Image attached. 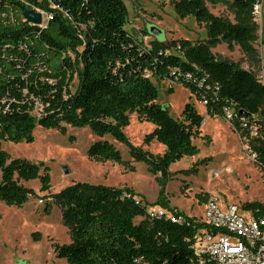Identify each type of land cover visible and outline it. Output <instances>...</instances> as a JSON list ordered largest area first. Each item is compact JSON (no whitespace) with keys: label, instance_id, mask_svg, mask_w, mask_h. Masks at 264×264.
Returning a JSON list of instances; mask_svg holds the SVG:
<instances>
[{"label":"trees","instance_id":"16d2710c","mask_svg":"<svg viewBox=\"0 0 264 264\" xmlns=\"http://www.w3.org/2000/svg\"><path fill=\"white\" fill-rule=\"evenodd\" d=\"M259 1L171 0L181 18L193 16L205 24L207 37L167 44L156 39L147 48L126 28L129 10L124 0H0V200L22 205L34 194L22 181L40 178L43 190L51 187L49 166L12 159L3 141L33 142L38 125L62 133L66 125L89 127L100 137L110 135L125 144L133 160L157 176L160 196L151 205L192 222L195 217L171 208L163 192L170 166L200 153L194 139L205 117L187 102L182 118H174L157 102L152 76L189 88L207 102L212 117L226 118L230 110L229 122L240 136L248 135L242 119L255 121L260 131L250 139V148L264 171V83L255 71L214 52L226 43L255 55L259 24L254 7ZM208 4H228L234 20L213 13ZM23 7L46 13L47 22L26 21ZM132 113L155 126L145 141L163 144V154L131 142L125 128ZM88 155L124 162L108 139L95 141ZM50 196L62 207L71 234L70 242L55 246L58 257L69 264H197L190 241L195 227L150 217L148 204L127 186L76 182ZM245 207L264 213V204L256 201ZM137 217L143 219L137 223Z\"/></svg>","mask_w":264,"mask_h":264},{"label":"rangeland","instance_id":"374dc122","mask_svg":"<svg viewBox=\"0 0 264 264\" xmlns=\"http://www.w3.org/2000/svg\"><path fill=\"white\" fill-rule=\"evenodd\" d=\"M129 10L126 28L144 47L150 48L154 40L168 43L172 39L203 41L207 37L204 23L195 17L181 18L171 0H124ZM210 10L234 20L228 4H208ZM263 21L258 17L259 29L254 42L255 55L245 54L239 46L233 49L226 43L214 52L223 58L239 62L242 67L264 75V6ZM43 22L48 15L43 13ZM161 34L155 36L151 28ZM173 51V48L171 49ZM260 60V61H259ZM159 90L157 102L166 105L174 118L181 114L187 102H192L205 117L201 134L194 139L200 148L196 156H186L170 166V176L164 186L163 198L171 208L202 218L205 199H217L222 205L239 207L251 202L264 204L263 170L259 163L249 158L243 140L224 117L208 115L206 106L181 83L152 76ZM78 85L73 81V90ZM67 132L38 125L33 142L14 143L3 141L2 146L11 158H25L44 162L49 166L50 190H43L40 178L22 183L34 190L20 206L0 200V264H69L58 257L56 244L71 241V234L64 224L62 207L50 194L57 193L76 182L104 184L133 189L148 206L155 203L161 191L157 176L150 173L142 162L134 161L128 147L110 135L100 137L89 127L66 125ZM155 126L143 121L137 113L131 114V123L125 133L131 142L153 154H163L165 146L153 140L146 143L145 136ZM108 139L121 151L124 162L97 161L88 155L90 146L97 140ZM67 169L70 170L67 173ZM41 200H43L41 202ZM49 206L48 210L45 208ZM143 218L137 217L139 223Z\"/></svg>","mask_w":264,"mask_h":264},{"label":"built area","instance_id":"2783aa9c","mask_svg":"<svg viewBox=\"0 0 264 264\" xmlns=\"http://www.w3.org/2000/svg\"><path fill=\"white\" fill-rule=\"evenodd\" d=\"M263 6L264 0H260L254 7L256 21L258 17L263 21ZM259 79L264 83V75ZM201 102L207 103L205 100ZM231 118V111L226 110L225 119L229 121ZM242 125L248 130V135L239 136L249 158L257 161V153L250 148V139L259 134L260 127L246 118L242 119ZM147 210L150 217L166 218L180 224L186 222L195 227L190 241L197 264H264V213L257 215L253 208L236 204L222 205L217 199H208L203 217L192 222L160 205H149Z\"/></svg>","mask_w":264,"mask_h":264},{"label":"water","instance_id":"95a60500","mask_svg":"<svg viewBox=\"0 0 264 264\" xmlns=\"http://www.w3.org/2000/svg\"><path fill=\"white\" fill-rule=\"evenodd\" d=\"M23 15L25 17L26 21L32 22L34 25H40L43 23V13L42 12H38L36 10L33 9H27L25 7H23ZM151 33L155 36H158L161 34V31L155 27L151 28ZM70 170L67 169V173H69Z\"/></svg>","mask_w":264,"mask_h":264}]
</instances>
